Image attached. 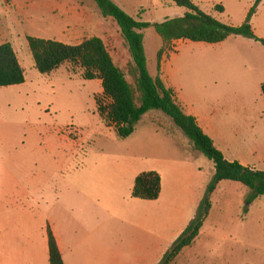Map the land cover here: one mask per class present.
Wrapping results in <instances>:
<instances>
[{
	"label": "rangeland",
	"instance_id": "374dc122",
	"mask_svg": "<svg viewBox=\"0 0 264 264\" xmlns=\"http://www.w3.org/2000/svg\"><path fill=\"white\" fill-rule=\"evenodd\" d=\"M112 1L131 17L150 24L185 13L170 0ZM191 1L198 5L199 0ZM249 2L198 3L202 11L213 14L218 21L239 26L244 22ZM218 6H223L222 13ZM257 25L258 37L264 39V6ZM142 34L148 71L155 77L162 40L152 27L142 30ZM27 36L70 45L99 37L114 63L125 73L131 63L116 23L102 18L91 0H46L38 5L0 2V44H11L25 74L24 84L0 88V160L4 161L0 174L16 176L21 188L41 194L36 201L26 199L22 207H9L8 211L0 208V216L13 218V225L8 224L13 246H23L26 233L40 230L46 219L74 227L94 245L104 240L111 255L117 249L125 257L108 262L75 260V264H148L131 259L133 243L141 235L135 223L151 215L149 211L157 218L160 213L152 207L156 202L134 203L130 199L126 175L143 167L156 171L165 183L171 184L174 166L203 164V173L209 175L212 163L194 150L181 131L158 111L147 113L129 138L119 140L95 113L94 97L102 92L100 81H84L81 70L72 71L67 65L50 75L39 74L25 40ZM236 40L230 38L219 45L179 41L163 56L164 61L174 57L171 66L182 93L200 98L197 106L211 110L218 128H235L234 137L232 132L226 134L236 146L231 150L233 153L243 151L251 143L264 148V117L258 114H264V98L256 87V82L263 78L260 73L254 80L250 76V72L264 70V48L249 47ZM127 80L132 82L128 75ZM4 144L9 149H3ZM80 174L103 175L100 179L108 184L104 190L108 210L96 202L86 204L68 186L69 177ZM56 191L65 194L62 200H54ZM249 192L239 183L221 181L211 195V209L202 233L172 264L262 263L264 198L253 201L243 214ZM170 195L162 204L181 203V198ZM240 200H243L241 208ZM189 215H193V209ZM4 222L0 217V225H5Z\"/></svg>",
	"mask_w": 264,
	"mask_h": 264
},
{
	"label": "trees",
	"instance_id": "16d2710c",
	"mask_svg": "<svg viewBox=\"0 0 264 264\" xmlns=\"http://www.w3.org/2000/svg\"><path fill=\"white\" fill-rule=\"evenodd\" d=\"M102 18L112 19L123 39L131 63L127 73L120 69L99 37H91L76 45L52 39L25 38L36 71L50 75L61 67L81 70L84 81L98 80L100 96L94 97L95 113L105 127L111 128L119 140L129 138L137 123L150 111L161 112L190 141L192 147L214 166V175L208 183L194 219L165 253L159 264H172L179 254L197 239L211 209V195L221 181L236 182L250 192L244 204L246 208L259 197L264 198V171L244 167L238 162L227 161L214 146L211 138L198 126L194 117L184 113L172 89L161 80L160 68L165 53L178 41L216 45L229 37L251 39L264 47V39L257 38L251 27V17L261 0H255L244 22L239 26L224 24L199 9L191 0H170L185 13L181 17L168 18L161 23L150 24L128 15L112 0H91ZM217 9L223 12L222 6ZM152 27L162 40L157 53V76L153 77L147 66L142 30ZM127 75L132 82L127 80ZM25 83L21 67L10 43L0 44V88ZM264 98V83L261 84ZM161 193V177L155 171L138 174L134 180L131 197L143 201H156ZM49 264H64L57 242L47 226ZM264 264V262L262 263Z\"/></svg>",
	"mask_w": 264,
	"mask_h": 264
},
{
	"label": "crops",
	"instance_id": "0c3cea01",
	"mask_svg": "<svg viewBox=\"0 0 264 264\" xmlns=\"http://www.w3.org/2000/svg\"><path fill=\"white\" fill-rule=\"evenodd\" d=\"M1 1L6 2L8 0H0V2ZM9 1H13L15 4L33 2L37 5L45 4L46 2V0ZM198 2L201 4V0ZM198 2V5H195L200 9L202 7ZM254 3L255 0H250L249 5L245 9V17ZM263 6L264 0H261L250 21L253 32L257 38H260L257 33V28L258 32L260 30V26L258 27L257 25V18ZM206 13L214 17L213 14L208 12ZM214 18L216 19V17ZM230 38H234L235 40L237 39L236 43L246 44L249 47H256L254 45L263 47L261 44L251 39L243 37H229L228 39ZM228 39L226 41H228ZM226 41L222 43H225ZM173 59L174 57L172 56L169 60L162 61L159 76L165 86L173 90L184 113L196 119L198 126L211 138L214 146L223 154L227 161H236L244 167L257 171H264V148H261L263 145L251 143L248 144L246 149L243 151L233 153L231 150L232 148H236V146L232 144L230 137L226 136V134L232 132L231 137H234L235 128H229L228 126L222 129L218 128L215 126V120L211 110L208 108L202 109L200 105L197 106V103L201 100L200 98L190 97L189 95L182 93L181 87L175 81V70L171 66V60ZM258 73H260L263 78L256 82V87L260 89L261 84L264 83V70L261 69L256 70L255 72H250V76L254 80L255 75ZM258 114H261V118L264 117L262 112ZM223 135L225 138H223ZM2 148L9 149V146L4 144ZM3 162V160H0V165L2 167ZM132 164H136V162H133ZM202 165L195 166L192 162H189L184 167L179 165L174 166L171 170L173 180L171 184L168 182L165 183L164 179L160 176L161 193L156 201H143L131 197L136 176L142 172L153 170L137 167L132 173L126 175L127 184L130 186V199H132L134 203H140L143 201L146 204H152L153 202H156V204H153L155 206L152 207H156L153 209L158 210L160 213V216L157 218L149 211L151 215H148V217L144 220L136 221L135 224H137V226L141 229V235L139 239L133 243V253L131 256L132 260L147 262L148 264L150 262L161 260L165 253L169 251L176 239L194 219L199 203L204 196L206 187L214 175L213 164L212 166H209V175H205L203 173L204 166ZM101 177H103V175H72L69 177L68 186L75 192L79 193L86 204L88 202L91 204L96 202L97 206L108 210V196H104V190L108 189V184H105L104 180L100 179ZM56 192L54 200H62L65 194L61 191ZM168 194L175 196V198H181V203L179 205L162 204V202L167 199ZM39 195L41 196L38 191L31 193L26 187L21 188L20 179L16 176H12V178H10L8 175L0 174V208L2 210L5 209L8 211L9 207H22L26 203V199L36 201ZM238 204V207L241 208L243 206V200H240ZM185 209L188 210L185 211ZM190 209H193V215H189ZM0 217L4 218V223L6 225H0V264H49L46 233L47 226L51 229L53 236L55 237L64 264H75V260L80 262H108L109 260L125 259L122 254L117 252V249H114L115 252L111 255L109 246L107 243L104 244V240H101V242H98L97 245H94L87 237L80 234V232L74 227H64L62 225L61 227L55 221L46 219L42 221V224L39 223L40 230L33 233L28 231L26 233L27 239L23 244V246H25L24 248L23 246H20V244H15V246H13L12 238L9 236L10 234L8 229V224L13 225V218L9 219L10 216L3 215ZM33 220L35 221L36 219L33 218ZM200 233H202V229ZM263 262L264 260L262 263Z\"/></svg>",
	"mask_w": 264,
	"mask_h": 264
}]
</instances>
